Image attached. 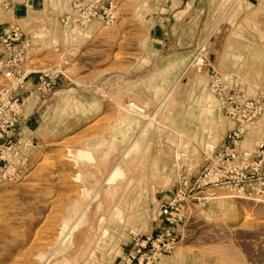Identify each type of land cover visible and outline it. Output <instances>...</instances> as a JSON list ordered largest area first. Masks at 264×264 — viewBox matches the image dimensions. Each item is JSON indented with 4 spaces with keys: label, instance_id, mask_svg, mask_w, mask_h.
Masks as SVG:
<instances>
[{
    "label": "rangeland",
    "instance_id": "374dc122",
    "mask_svg": "<svg viewBox=\"0 0 264 264\" xmlns=\"http://www.w3.org/2000/svg\"><path fill=\"white\" fill-rule=\"evenodd\" d=\"M78 1L0 0V58L18 26L31 72L18 105L29 118L43 103L38 129L0 132V264H128L133 237L164 227L159 207L182 176L176 245L153 264H264V201L212 176L207 201V186L191 189L231 132L241 152L264 142V110L228 113L264 102V0H216L218 30L195 47L190 32L161 47L145 0H102L107 17L65 24ZM12 83L0 72V88Z\"/></svg>",
    "mask_w": 264,
    "mask_h": 264
},
{
    "label": "built area",
    "instance_id": "2783aa9c",
    "mask_svg": "<svg viewBox=\"0 0 264 264\" xmlns=\"http://www.w3.org/2000/svg\"><path fill=\"white\" fill-rule=\"evenodd\" d=\"M107 9L102 0H80L74 4L73 14L65 16L62 21L65 24L85 25L93 19L107 17L113 9L112 2ZM23 31L15 25H11L2 38L4 55L0 58V72L13 83L10 86L0 88V132L5 133L15 126L16 116L19 114L18 98L14 94L15 87H21L30 75L26 65V50L20 46ZM40 89L47 91L54 81L50 73L42 72L39 75ZM264 110V102H247L244 111L237 107H229V114H238L243 121L252 122ZM241 136L238 131L228 135L227 144L203 158L204 184L194 183L191 189H199L207 186L205 201L211 197V176L215 186H224L236 191L240 196H254L264 201V142L257 146L253 152H241L237 150V143ZM206 179V181H205ZM188 179L182 176L180 185L172 198H168L159 207V213L164 220V227L157 233H148L133 237V252L129 254V263L138 257V264H153L163 254L170 253L176 245V237L172 236L171 225L176 224L180 200L185 195L183 187ZM190 189V190H191ZM135 249V250H134ZM128 263V264H129Z\"/></svg>",
    "mask_w": 264,
    "mask_h": 264
},
{
    "label": "crops",
    "instance_id": "0c3cea01",
    "mask_svg": "<svg viewBox=\"0 0 264 264\" xmlns=\"http://www.w3.org/2000/svg\"><path fill=\"white\" fill-rule=\"evenodd\" d=\"M215 1L216 0H145V7L153 11L154 16L152 15V17L155 20L153 32L159 35L160 40L158 41L161 42L160 46H165L163 39L166 37L168 38L167 34H184L187 32L192 34V41L189 46L195 47L206 44L211 39L212 34L217 32L220 22V20H216L218 15L216 5L214 6ZM241 4L249 7L252 2L251 0H241ZM206 33L209 35L201 39L202 34ZM176 40L177 39H175V41ZM14 94L18 95L17 92ZM38 97L35 103L39 104L43 96L39 94ZM42 104L35 109V106L31 108V116H29V118L27 115H30V112L25 108L20 109L19 106V114L16 116L15 126L12 128L11 134L21 136L26 131L32 133V131L38 129L41 122L40 111ZM207 106L210 107L211 102L208 103ZM191 133L195 134V136L198 134L194 129ZM6 136H0V142H4L7 139Z\"/></svg>",
    "mask_w": 264,
    "mask_h": 264
},
{
    "label": "bare ground",
    "instance_id": "6f19581e",
    "mask_svg": "<svg viewBox=\"0 0 264 264\" xmlns=\"http://www.w3.org/2000/svg\"><path fill=\"white\" fill-rule=\"evenodd\" d=\"M133 104V103H132ZM130 105V104H129Z\"/></svg>",
    "mask_w": 264,
    "mask_h": 264
}]
</instances>
